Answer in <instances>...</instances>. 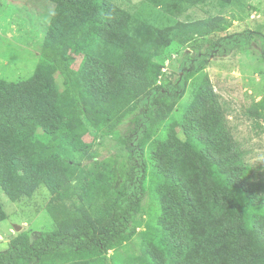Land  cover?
Here are the masks:
<instances>
[{
  "label": "trees",
  "instance_id": "obj_1",
  "mask_svg": "<svg viewBox=\"0 0 264 264\" xmlns=\"http://www.w3.org/2000/svg\"><path fill=\"white\" fill-rule=\"evenodd\" d=\"M47 1L55 9L35 74L18 83L0 80V188L19 202L45 186L56 226L35 241L20 233L0 264H105L106 253L135 237L146 190L160 209L158 239L146 242L130 264H264V178H255L207 77L184 112L174 118V105L159 99L147 127L136 132L144 188L112 190L117 170L107 165V183H97L102 203L90 208L89 199L80 201L89 191L71 184L81 137L101 132L153 89L149 65L173 37L189 30L209 36L230 22L216 17L159 26L111 0ZM71 46L83 56L77 68L65 56Z\"/></svg>",
  "mask_w": 264,
  "mask_h": 264
},
{
  "label": "rangeland",
  "instance_id": "obj_2",
  "mask_svg": "<svg viewBox=\"0 0 264 264\" xmlns=\"http://www.w3.org/2000/svg\"><path fill=\"white\" fill-rule=\"evenodd\" d=\"M111 1L131 15L159 26L216 17L230 24L225 31L209 36L189 30L173 37L171 45L149 65L153 89L101 132L81 137L82 149L74 153L80 168L71 184L79 193L88 190L90 194L80 201L89 199L90 208L102 203L97 189L108 181V171L104 170L107 165L117 170L109 183L112 190L126 189L131 193L144 188L136 132L147 127L159 99L174 105V118L184 112L195 98L197 83L205 77L226 109L235 138L247 151L246 161L252 165L255 178H264V0H242L239 5L226 7L217 0L175 7H166V0ZM54 9L55 4L47 0H0V80L18 83L35 74ZM65 56L74 68L83 61L72 46L65 50ZM55 80L63 90L59 74ZM142 197L135 237L106 253L105 264H130L142 256L146 242H157L160 209L148 190ZM52 198L50 191L41 186L31 197L12 202L0 188V206L5 212L0 222V254L6 253L11 241L22 232L35 241L55 229L56 220L50 212Z\"/></svg>",
  "mask_w": 264,
  "mask_h": 264
}]
</instances>
